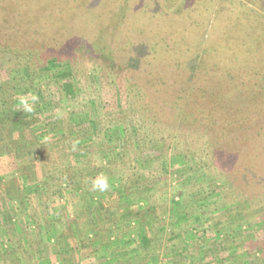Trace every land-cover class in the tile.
<instances>
[{
	"label": "rangeland",
	"instance_id": "1",
	"mask_svg": "<svg viewBox=\"0 0 264 264\" xmlns=\"http://www.w3.org/2000/svg\"><path fill=\"white\" fill-rule=\"evenodd\" d=\"M37 15L34 28L49 35L70 29L67 47L47 34L36 42L73 71L36 73L37 63L0 94V264H264V112L250 108L252 89L199 74L210 53L215 80L264 72V0H49ZM21 26L2 30L35 37ZM151 65L169 85L208 87L218 138L187 120L197 92L177 117L139 107L138 89L126 86L145 81ZM29 92L39 96L35 111H17ZM243 98L250 114L232 124L218 102ZM99 173L109 178L103 193L90 190Z\"/></svg>",
	"mask_w": 264,
	"mask_h": 264
},
{
	"label": "trees",
	"instance_id": "2",
	"mask_svg": "<svg viewBox=\"0 0 264 264\" xmlns=\"http://www.w3.org/2000/svg\"><path fill=\"white\" fill-rule=\"evenodd\" d=\"M46 0H18L17 2H15L14 4H9L11 5L10 7L7 8V6H5L7 1H3L4 5H1L0 7V71L4 70L5 73L8 72L10 75V78L1 82L0 83V94L5 96L10 90L13 89L14 84L12 82V80L14 81L15 79H18V77H20L21 72L22 73H27L30 75L34 74L32 69L30 68L32 65L40 63L38 68H37V72H46V71H51L53 68L57 69V73L61 76H71L72 74V68H71V64L69 61V58L66 59H62V61L60 60V57L55 55L52 51L51 53L47 51V47H43L41 45L38 44L39 41L36 42V39L39 37V35L41 34H47L46 35V40H50L53 41V38H61L63 40H61V45L67 47L66 42L64 41V39L69 40L70 39V35H72L70 29H66V28H62V27H58V28H54L53 32L51 35L50 31L51 29H46V27L44 29H35L34 27H41L39 25V22L41 21L40 18H37V11L40 8H43L47 5V3L49 2ZM208 1V0H207ZM8 4V3H7ZM209 6L210 3L208 2ZM9 8H11L10 10H8ZM238 8V5H235L233 8H229L230 10H222L221 14L224 13H228L230 12L232 9H236ZM36 9V10H35ZM241 8H239L240 10ZM220 12L219 10L216 11V13ZM245 12V11H244ZM209 13V12H208ZM207 13V14H208ZM206 16V15H205ZM23 17L24 19H19ZM225 17V16H224ZM205 18V17H204ZM215 16L213 17V22L215 21ZM199 21V20H198ZM201 21V20H200ZM194 22L196 24V19H193L191 21V24L194 25ZM20 24H22V28H24V30H28L31 29L33 30V33L31 34H36L35 37L33 35H29L27 31L22 32L21 34H10L7 36V33L3 32L2 29H4L6 26L8 28H13L16 25L19 26ZM50 24V23H49ZM49 24L46 23L45 26H48ZM52 24H56L54 22H52ZM50 24V25H52ZM203 24H205L204 20L201 21V24L198 25V29L193 32V37L195 36H199L200 34V30L203 28ZM196 27V28H197ZM210 28H212V24L210 26ZM67 31V32H66ZM68 34V35H66ZM191 35V34H190ZM189 35L188 40L186 41V44L189 42V40L191 38H193L192 36ZM219 35L216 36L217 38V42L219 41ZM39 45L42 49H37L34 48L32 46H36ZM184 45V44H183ZM42 53H44V59H41V57H38L39 55H41ZM217 54H220L221 51L220 49L216 52ZM183 55V54H182ZM216 61V55L215 53H210V55H206L203 60H202V64L203 69H199L201 73H204V75H206V78H203L202 80H205L206 83L208 82H213L216 81L217 85L219 87H225L226 85H229L230 87H227L230 91H231V82H234L236 84V89L234 91H237V89H241L243 90V88L246 87L245 91L251 90L256 92L257 94L252 93L251 95V102H254V105H252L250 108L256 107L257 106V110L256 111H262L264 112V101H260V100H264V83L261 86V84L259 85L258 83L262 82V79L260 76H262L264 74V72H261V74L259 75L258 73H253V71H251V73H246L245 71L242 72L243 75L235 78V77H231L228 74L224 76L223 79H227L226 81H222V80H215L213 78V76H216L214 73V63ZM60 68V69H58ZM142 72V71H141ZM140 71L136 72V74L141 73ZM7 73V74H8ZM35 73V74H36ZM56 73V72H55ZM8 74V75H9ZM146 74L148 76L147 79H145V81H142L141 75L139 74L140 77H135L134 80H137L139 83V85H136L134 82L128 81V83H130V85L126 86V89L129 90L130 87H135V89H138V95H139V99H137V102L141 103L139 104V107L146 110L149 109L148 106L152 107H156V109H161L163 110V107H168L170 110H172L174 112V115L177 117V110L180 108L181 104H185L186 108L189 104L190 101H192V98L194 97L195 93L196 96L194 97L195 100L200 101V107L199 105H197V107H194V112L190 111L189 112V118L187 120H191L195 122V125H197V123H200L202 126H205V131H211L213 138L216 139L219 136L216 135L215 132H213L212 129V125L214 123L213 120V116H211L209 113V111H211L213 108L211 109H206L205 107L212 103V97L209 96L208 98L205 96L204 92L205 91H209L208 87L205 88H199L196 89L195 92V88L192 84L187 83L188 85L186 86L185 89L182 88V86H177L175 84H168L167 83V78H165L166 73L160 72L158 70L155 69V67L153 65H151V69L148 68V70L146 71ZM198 74V75H199ZM257 74V75H256ZM197 75V76H198ZM244 75H246L244 77ZM17 76V78H16ZM196 76V77H197ZM195 77V78H196ZM151 78V79H149ZM257 78L259 79L260 82L256 81ZM165 79V80H164ZM175 81V80H174ZM63 86L66 88H70L71 91V83L70 80H68L66 83H63ZM142 88H140V87ZM190 87V92H193V94L191 95H187V88ZM263 88V91L260 90V88ZM129 93H126L127 96H129ZM228 93V91H227ZM242 97V95H241ZM261 97V98H260ZM197 98H201V100L197 99ZM202 101L205 103L204 105L202 104ZM263 102V103H262ZM162 104V108L159 106V104ZM245 103V98L240 99V103H234L233 100H224V101H220L218 102L219 104V109L222 111L224 109L225 112L231 116L232 120H238L235 123L237 125V123L245 118L247 115L250 114L249 109H246V113L245 112H241L242 107L245 106L243 105ZM246 104V103H245ZM148 105V106H146ZM259 105V106H258ZM205 106V107H204ZM248 107V106H247ZM9 117V115H8ZM1 118V117H0ZM184 118V116H183ZM199 118L201 119V121H198ZM183 121V119H182ZM209 121V123L211 122V126L209 128H207V125L204 123H207ZM203 122V123H202ZM2 118L0 119V124H2ZM227 124H229L228 122H226V124H224L223 126H220L219 131L223 132L224 134L226 133L227 130ZM16 124L14 123V125L11 127H16ZM208 131V133H209ZM209 136V134H208ZM124 151V150H122ZM124 154V152H122ZM206 187V186H204ZM146 237V236H145ZM143 237L144 241L146 242L147 239Z\"/></svg>",
	"mask_w": 264,
	"mask_h": 264
},
{
	"label": "clouds",
	"instance_id": "3",
	"mask_svg": "<svg viewBox=\"0 0 264 264\" xmlns=\"http://www.w3.org/2000/svg\"><path fill=\"white\" fill-rule=\"evenodd\" d=\"M39 102V96L34 93H26L18 95L17 97V111H23L24 113L31 114L35 111V106ZM51 140V137H44L45 143ZM79 140L71 142V150L76 151ZM91 191L106 192L109 190V178L104 173H99L95 177L90 178Z\"/></svg>",
	"mask_w": 264,
	"mask_h": 264
}]
</instances>
